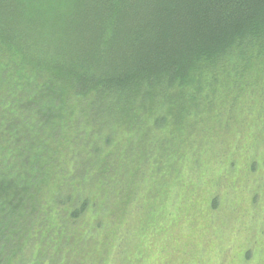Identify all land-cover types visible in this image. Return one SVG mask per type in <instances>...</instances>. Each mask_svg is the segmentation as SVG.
<instances>
[{
    "label": "trees",
    "instance_id": "1",
    "mask_svg": "<svg viewBox=\"0 0 264 264\" xmlns=\"http://www.w3.org/2000/svg\"><path fill=\"white\" fill-rule=\"evenodd\" d=\"M0 264H264V0H0Z\"/></svg>",
    "mask_w": 264,
    "mask_h": 264
}]
</instances>
